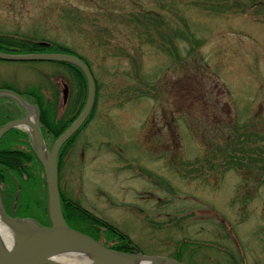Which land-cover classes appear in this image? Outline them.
<instances>
[{
    "label": "rangeland",
    "instance_id": "374dc122",
    "mask_svg": "<svg viewBox=\"0 0 264 264\" xmlns=\"http://www.w3.org/2000/svg\"><path fill=\"white\" fill-rule=\"evenodd\" d=\"M215 3L0 0V31L57 40L92 70L93 114L60 169L68 197L144 254L185 241L186 264H264V12ZM63 79L78 95L62 65L0 59V86L60 104Z\"/></svg>",
    "mask_w": 264,
    "mask_h": 264
},
{
    "label": "trees",
    "instance_id": "16d2710c",
    "mask_svg": "<svg viewBox=\"0 0 264 264\" xmlns=\"http://www.w3.org/2000/svg\"><path fill=\"white\" fill-rule=\"evenodd\" d=\"M228 2H230V4L233 2V5L230 6ZM211 6L212 7H208L206 5L204 8L218 11L229 10L235 7L242 12V10L247 7L246 10L252 12L257 10V14L264 12L262 11L264 10V0H216L215 6ZM257 20H261V18H257ZM41 39L47 40L42 41ZM175 39L183 40L188 39V37L185 34L178 33L176 34ZM196 42L197 44L200 43V41ZM0 51L6 53L68 52L76 54L70 51L69 46L57 40L47 37L38 38L34 35L17 31H0ZM76 55L82 58L89 66V63L85 58L79 54ZM52 63L67 67L72 72V79L79 88L77 101L80 106L77 111L69 112V110H65L59 115L57 110V91L52 92L56 96L52 95L51 98H47L39 87L26 91L13 89L7 84H3L0 87L11 88L19 92L26 99L27 97H31L32 102L38 109L42 131H45L48 136L55 139L72 123L80 112L85 103L87 85L82 71L76 66L60 62ZM97 92L98 86L96 84V95ZM10 98L17 104V106L20 105L18 101L12 97ZM209 103L210 102L207 98H205L202 109L208 111ZM5 109L4 106H0V126L16 116V106H14L12 112H8ZM92 111L81 128L68 139L59 151V179L63 158L68 152L70 146L73 145L79 131L89 121L90 117H92ZM21 141L26 144L25 147L11 148L9 146V144H16ZM0 193L3 205L11 216L18 218L32 217L41 224H50L43 167L30 148V134L25 130L19 128L11 129L0 139ZM60 203L62 214L69 226L102 240L104 244L112 249L128 252L139 251L137 245L127 233L94 214L92 211L86 209L78 200L68 197L62 189H60ZM186 245L187 243L185 241L179 243L177 251L174 253V258L183 261V250Z\"/></svg>",
    "mask_w": 264,
    "mask_h": 264
},
{
    "label": "water",
    "instance_id": "95a60500",
    "mask_svg": "<svg viewBox=\"0 0 264 264\" xmlns=\"http://www.w3.org/2000/svg\"><path fill=\"white\" fill-rule=\"evenodd\" d=\"M0 59L69 63L83 72L88 88L83 109L57 137L51 148L44 141L37 109L15 90L0 88V94L10 95L24 107L32 108L28 115L4 123L0 127V138L13 128H23L29 131L31 149L44 171L50 220L49 225H43L33 218H18L9 215L4 208L0 194V264H62L59 257L65 255L84 259V264H186L170 256L112 249L94 236L67 224L61 211L58 153L62 145L81 127L92 109L96 91L94 78L87 64L80 57L70 53H6L0 51ZM67 95L68 88L64 84V100L67 99ZM5 232H7L6 235Z\"/></svg>",
    "mask_w": 264,
    "mask_h": 264
},
{
    "label": "flooded vegetation",
    "instance_id": "af4514ba",
    "mask_svg": "<svg viewBox=\"0 0 264 264\" xmlns=\"http://www.w3.org/2000/svg\"><path fill=\"white\" fill-rule=\"evenodd\" d=\"M72 65V64H71ZM65 68H67V67H65ZM68 69V71H69V73H72L70 70H69V68H67ZM64 78H66V77H64ZM64 81H61V84H62V86L63 87H61L62 88V93H63V90H64V84H66L67 85V88H68V95H67V99L66 100H64V98H63V94H62V101H61V103L59 104V101L57 102V110H58V112H59V110H64V108L68 105V103L72 100V103H73V105L74 106H76V105H78V101H77V95L75 94V97L73 96L72 97V95L70 94V87H69V84L67 83V80H65V79H63ZM73 80V79H72ZM212 94V93H211ZM211 94H210V92H208V89L206 90V98H207V100L209 101V102H211ZM47 98H51V96H48ZM27 101L31 104V105H33L34 107H36L35 105H34V103L32 102V98L31 97H27ZM8 104L7 106H16L17 107V110H15V114H16V116L15 117H13V118H19V117H23V116H26L29 112H28V109L30 110V108H24V106H22L21 104L19 105V106H17V104L15 103V102H13V101H8V102H4V103H2V104H0V106H4L6 109H7V106L5 105V104ZM218 103H219V100L217 99V101H216V105L218 106ZM73 105H72V107H73ZM84 106V105H83ZM222 112H223V107H222V109H220ZM208 112H210V111H208ZM169 124V123H168ZM168 124H165V126L167 125L168 126ZM42 130V129H41ZM42 134H43V137H44V141H45V143H46V145L49 147V148H51L52 147V145H53V143H54V141H55V139H52V137H50V136H48L47 135V133L45 132V131H42ZM52 142V144L50 145V143ZM25 143L23 142V141H21V142H17L16 144H9V146L11 147V148H22V147H25Z\"/></svg>",
    "mask_w": 264,
    "mask_h": 264
},
{
    "label": "bare ground",
    "instance_id": "6f19581e",
    "mask_svg": "<svg viewBox=\"0 0 264 264\" xmlns=\"http://www.w3.org/2000/svg\"><path fill=\"white\" fill-rule=\"evenodd\" d=\"M4 233V232H3ZM7 232H5L6 235ZM59 260L62 264H84L85 260L74 256H60Z\"/></svg>",
    "mask_w": 264,
    "mask_h": 264
}]
</instances>
